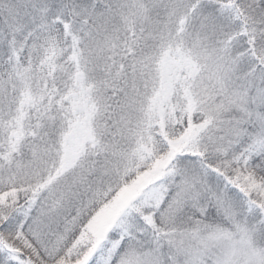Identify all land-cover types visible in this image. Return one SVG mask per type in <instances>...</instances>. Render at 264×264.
<instances>
[{"label":"snow or ice","instance_id":"6c2138e0","mask_svg":"<svg viewBox=\"0 0 264 264\" xmlns=\"http://www.w3.org/2000/svg\"><path fill=\"white\" fill-rule=\"evenodd\" d=\"M0 264H264V0H0Z\"/></svg>","mask_w":264,"mask_h":264}]
</instances>
